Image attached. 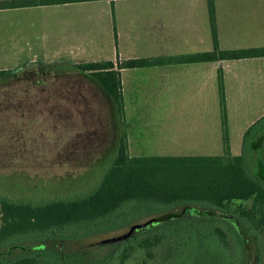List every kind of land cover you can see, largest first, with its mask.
Wrapping results in <instances>:
<instances>
[{"label":"trees","instance_id":"trees-1","mask_svg":"<svg viewBox=\"0 0 264 264\" xmlns=\"http://www.w3.org/2000/svg\"><path fill=\"white\" fill-rule=\"evenodd\" d=\"M81 1L93 0H14L0 2V9ZM209 16L213 50L182 56L176 61L211 62L264 57V47L221 49L213 0L209 3ZM158 62L157 59L144 58L126 60L117 68L113 61H102L65 68L49 65L41 69L87 76L108 97L115 121L124 127L120 70L147 67ZM11 72L0 70V80ZM219 84L222 155L132 156L124 133L101 182L84 196L34 203L13 201L0 195V264H69L64 250L68 244L66 240L75 236L73 229L76 226L104 220L130 204L166 213L181 204L184 207L175 209V217L157 226L137 229L135 237L116 242H136L149 257L153 256L154 248H165V264H223L221 255L224 253H231V264H249L251 239L264 237V159L258 155L254 158L255 171L253 158L248 153L249 150L253 153L262 151L264 133L251 139L250 136L256 133L257 123L254 124L244 134L242 153L232 154L222 74ZM236 201L252 203L249 207H235ZM103 241L99 244H107ZM261 249L264 251V246ZM127 256L125 253L124 257Z\"/></svg>","mask_w":264,"mask_h":264},{"label":"crops","instance_id":"crops-1","mask_svg":"<svg viewBox=\"0 0 264 264\" xmlns=\"http://www.w3.org/2000/svg\"><path fill=\"white\" fill-rule=\"evenodd\" d=\"M7 1L14 0H0ZM213 2L221 49L264 47V0ZM209 3L93 0L0 9V45H20L34 52L50 47L56 60L42 63L40 68L102 61H113L117 68L130 59H157L154 65L120 70L128 143L129 132L135 135L139 111L162 110L165 141L160 151L167 154L160 156H209L212 154L187 153L211 151L214 143L219 147L220 141L224 152L220 75L226 93L230 142L228 93L264 94V57L176 61L213 50ZM106 43L111 45L112 53L104 49ZM30 61H37L36 57ZM207 93L217 94L215 109L210 107L213 104L208 97L204 99Z\"/></svg>","mask_w":264,"mask_h":264},{"label":"rangeland","instance_id":"rangeland-1","mask_svg":"<svg viewBox=\"0 0 264 264\" xmlns=\"http://www.w3.org/2000/svg\"><path fill=\"white\" fill-rule=\"evenodd\" d=\"M49 48L34 52L20 45H0V70L13 71L0 80V195L13 201L43 203L78 198L93 191L112 164L121 136L127 132L115 121L108 97L87 76L40 71L42 63L56 60ZM104 49L112 53L108 43ZM35 57L37 61H30ZM207 97L215 109L217 94L207 93L204 99ZM228 99L232 152L239 155L246 130L257 123L256 133L250 138L264 133V94L228 93ZM163 113L147 108L139 111L135 135L129 132L132 156L167 154L160 151L165 141ZM218 145L217 148L214 143L211 151L187 154L220 155L222 142ZM248 154L252 162L257 155L264 159V147L259 153L249 150ZM251 203L236 201L233 206L249 207ZM180 207L184 205L171 211ZM164 213L130 204L104 220L78 225L73 229L75 236L66 240V260L69 264H165V248H154L149 257L136 242L99 244ZM131 236L135 237V232ZM262 246L263 236L251 239L249 264H264ZM231 258V253L221 255L223 264H231Z\"/></svg>","mask_w":264,"mask_h":264},{"label":"water","instance_id":"water-1","mask_svg":"<svg viewBox=\"0 0 264 264\" xmlns=\"http://www.w3.org/2000/svg\"><path fill=\"white\" fill-rule=\"evenodd\" d=\"M177 214L173 213V212H169V213H165V214H162L160 215L159 217H156V218H153V219H150L144 223H141V224H134L130 227L129 231L125 234H122V235H119V236H116V237H111V238H106L104 239L103 242L105 243H112V242H116V241H119V240H123V239H127L129 238L133 232H135L137 229H141V228H144V227H147L153 223H161L163 221H166L170 218H173L175 217Z\"/></svg>","mask_w":264,"mask_h":264},{"label":"flooded vegetation","instance_id":"flooded-vegetation-1","mask_svg":"<svg viewBox=\"0 0 264 264\" xmlns=\"http://www.w3.org/2000/svg\"><path fill=\"white\" fill-rule=\"evenodd\" d=\"M253 256H254V255H252V259L254 258ZM252 259H251V260H252Z\"/></svg>","mask_w":264,"mask_h":264}]
</instances>
